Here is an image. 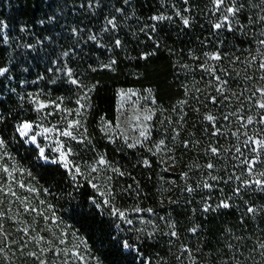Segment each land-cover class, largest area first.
<instances>
[{
	"label": "trees",
	"instance_id": "16d2710c",
	"mask_svg": "<svg viewBox=\"0 0 264 264\" xmlns=\"http://www.w3.org/2000/svg\"><path fill=\"white\" fill-rule=\"evenodd\" d=\"M261 41L264 0H0V264H264ZM73 96L66 168L17 129Z\"/></svg>",
	"mask_w": 264,
	"mask_h": 264
},
{
	"label": "rangeland",
	"instance_id": "374dc122",
	"mask_svg": "<svg viewBox=\"0 0 264 264\" xmlns=\"http://www.w3.org/2000/svg\"><path fill=\"white\" fill-rule=\"evenodd\" d=\"M129 96L128 95L126 96V101H124L125 100L124 98L120 102L119 110H118V114H119L118 118L120 121L117 123V125H115V116L114 119L111 121L106 118L105 119L103 118L100 120V125L102 128L113 133L114 135H115V129L117 133L122 131L124 134L127 131L126 129H131L130 126L131 119L129 114L133 109H132V98ZM74 100L77 103L75 105H74ZM62 101L63 104L66 103L69 104L70 106H66V110L61 111L60 114H58L59 116L58 118L55 119V121L33 123L32 121L25 119L19 124V126L25 122L32 124V128L29 130L27 136L24 137L26 138L27 141L32 142L31 136L33 135L35 136L36 139L34 144L39 148V151L41 148L44 149V155L42 156L44 159L46 160L57 159L65 163V161L61 159L60 153L62 151H67L69 149L66 146V142L64 141L63 138L64 135H61V133L65 130H70L72 131L74 136L76 137L79 136L77 135V131L80 130V122H82V118H83V116L81 115L83 109L86 107V102L81 103V106L79 107L78 105L80 104V101H77V97L73 96L69 100L61 99L60 101H54V103L56 106H58ZM53 106L54 105H51V107ZM72 122H78V124H74L70 127V124H72ZM45 129H51V131L46 132ZM66 159L68 161V155Z\"/></svg>",
	"mask_w": 264,
	"mask_h": 264
},
{
	"label": "snow or ice",
	"instance_id": "6c2138e0",
	"mask_svg": "<svg viewBox=\"0 0 264 264\" xmlns=\"http://www.w3.org/2000/svg\"><path fill=\"white\" fill-rule=\"evenodd\" d=\"M216 2H217V4H220V3H223V0H216ZM228 11L234 13L236 10L230 8V9H228ZM225 19L227 20V17H225ZM110 23H111V21H110ZM184 23L187 25V24H188V20L185 19V20H184ZM215 27H216V28H220V27H221V24H216ZM261 44H264V41H261ZM212 58H213V59H220V56H219V55H214ZM261 68H264V64H261ZM3 71H4L3 69H0V72H3ZM217 79H219V77H217ZM73 83H76V81H73ZM220 90L222 91V89H220ZM262 91H264V90H262ZM41 107H44V105H41ZM259 107L264 108V103H261V104L259 105ZM147 119H150V117H147ZM206 119H208V120L211 121V120L214 119V117H212V116L209 115V116L206 117ZM251 119H252V118L249 117V123H251ZM74 124H78V122H72V124H70V127H71L72 125H74ZM31 128H32V124L25 122V123H22V124L19 126V128H18L17 130H18V132L20 133L21 136H27V134H28V132H29V130H30ZM45 131H46V132H47V131H51V129H45ZM61 135L69 136V137L75 138V137L73 136L72 131H70V130H65V131H63V132L61 133ZM141 135H144V133L142 132ZM35 139H36V138H35L34 135L31 136V141H32L33 143H35ZM161 143H163V141H161ZM3 144H4L3 139H0V146H3ZM211 151H212L213 153H216L217 149H216V148H212ZM40 153H41V156L44 155V149H43V148L40 149ZM68 154H70V150L62 151V152L60 153V157H61V159L65 161L64 166H65L66 168H67V166H68V163H70V162H68L67 159H66ZM100 163H104V161L101 160ZM145 163H147V161H145ZM250 163H251V162H250ZM208 167L211 168V167H213V166H212L211 164H209ZM250 170H251V169H250ZM5 171H7V169H5ZM79 171H80V170H79L78 167L75 168V172H76V173H79ZM74 178H75V177H74ZM257 183H258V184H260V183H264V181H259V180H258ZM205 187H209V185L205 184ZM189 191H191V189H189ZM223 206H224V207H228L229 205L225 203V204H223ZM137 211H139V210H137ZM148 211H151V209H149ZM249 211H252V209H249ZM114 214H118V215L121 216V217L124 216V213H123V212H119L118 210H116V212H114ZM129 223H130V222H129ZM25 231H27V229H25ZM173 235H175V233H173ZM124 246H125V247H129V245L127 244V242H125ZM0 251H2V249H0ZM33 255H35V254L33 253ZM41 264H43V261H41Z\"/></svg>",
	"mask_w": 264,
	"mask_h": 264
}]
</instances>
